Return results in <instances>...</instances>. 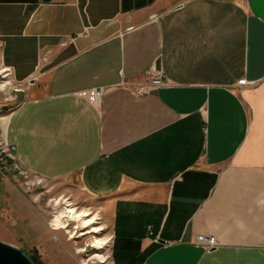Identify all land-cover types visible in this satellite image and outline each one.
<instances>
[{
  "label": "crops",
  "instance_id": "obj_1",
  "mask_svg": "<svg viewBox=\"0 0 264 264\" xmlns=\"http://www.w3.org/2000/svg\"><path fill=\"white\" fill-rule=\"evenodd\" d=\"M0 67L18 175L101 201L110 264H264V0H0Z\"/></svg>",
  "mask_w": 264,
  "mask_h": 264
},
{
  "label": "rangeland",
  "instance_id": "obj_2",
  "mask_svg": "<svg viewBox=\"0 0 264 264\" xmlns=\"http://www.w3.org/2000/svg\"><path fill=\"white\" fill-rule=\"evenodd\" d=\"M26 97L27 86L13 83L8 71L0 67V114L11 112ZM3 142L0 131V143ZM8 181L31 203H26L31 211L23 207L24 218L8 210L5 189ZM102 205L101 201L62 183H44L18 175L11 158L0 152V240L20 248L28 256L34 255L35 248L42 264H110L109 219ZM65 207L73 209L75 215L83 211L88 215L73 220L65 218L67 227L55 230L53 216ZM87 218L97 219L84 224ZM32 223L35 225L31 226ZM93 227L99 230L93 231ZM96 239L108 243L98 248Z\"/></svg>",
  "mask_w": 264,
  "mask_h": 264
},
{
  "label": "built area",
  "instance_id": "obj_3",
  "mask_svg": "<svg viewBox=\"0 0 264 264\" xmlns=\"http://www.w3.org/2000/svg\"><path fill=\"white\" fill-rule=\"evenodd\" d=\"M146 74H147V78L143 82H140L134 85H129L126 81L123 80L121 84L127 87L128 89H130L132 93L136 95H142V94L149 93L150 91L160 86H163L167 83L164 75L161 72L150 70V71H147ZM30 81H33V79ZM90 92H91L92 97L98 100L102 95V88L93 89ZM0 146H1L0 152L4 154V156H7L11 158V160H13V147L10 144H8L5 139L2 144L0 143ZM147 232L151 233L150 227L147 228ZM193 242L195 244L201 245L206 250H211L217 247L218 245V242L214 236L205 235V234L196 235Z\"/></svg>",
  "mask_w": 264,
  "mask_h": 264
},
{
  "label": "water",
  "instance_id": "obj_4",
  "mask_svg": "<svg viewBox=\"0 0 264 264\" xmlns=\"http://www.w3.org/2000/svg\"><path fill=\"white\" fill-rule=\"evenodd\" d=\"M0 264H34L30 257L18 247L0 240Z\"/></svg>",
  "mask_w": 264,
  "mask_h": 264
},
{
  "label": "bare ground",
  "instance_id": "obj_5",
  "mask_svg": "<svg viewBox=\"0 0 264 264\" xmlns=\"http://www.w3.org/2000/svg\"><path fill=\"white\" fill-rule=\"evenodd\" d=\"M68 207V206H67ZM67 207H65V208H63L60 212H58L57 214H55L54 216H53V219H52V224L54 225L53 226V229H55V230H59V229H64L65 227H67V225H66V223H65V218H69L70 220H73L74 219V217H76V216H81V217H86L88 214L85 212V211H83V212H81L80 214H77V215H75L74 213H76L73 209H70V208H67ZM78 213V212H77ZM92 217V216H91ZM94 217V216H93ZM81 219H83V218H81ZM87 219H89V218H87ZM86 219V220H87ZM94 219H97V218H94ZM94 219H89V220H87V221H85V222H83L84 224L85 223H94ZM86 226V225H85ZM94 228V227H93ZM99 229H96V228H94L93 229V231H98ZM106 242L108 243V240H105V241H101V240H99V239H96V244H97V247L98 248H103V245L102 244H106Z\"/></svg>",
  "mask_w": 264,
  "mask_h": 264
},
{
  "label": "trees",
  "instance_id": "obj_6",
  "mask_svg": "<svg viewBox=\"0 0 264 264\" xmlns=\"http://www.w3.org/2000/svg\"><path fill=\"white\" fill-rule=\"evenodd\" d=\"M30 259L32 260V262L34 264H42L40 261H39V254L37 253V250L34 248V255H30L29 256Z\"/></svg>",
  "mask_w": 264,
  "mask_h": 264
}]
</instances>
